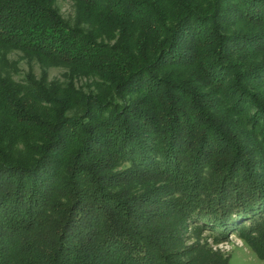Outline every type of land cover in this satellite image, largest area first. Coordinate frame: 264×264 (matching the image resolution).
<instances>
[{"label":"trees","instance_id":"trees-1","mask_svg":"<svg viewBox=\"0 0 264 264\" xmlns=\"http://www.w3.org/2000/svg\"><path fill=\"white\" fill-rule=\"evenodd\" d=\"M73 1L0 0V264L264 259V0Z\"/></svg>","mask_w":264,"mask_h":264},{"label":"rangeland","instance_id":"rangeland-1","mask_svg":"<svg viewBox=\"0 0 264 264\" xmlns=\"http://www.w3.org/2000/svg\"><path fill=\"white\" fill-rule=\"evenodd\" d=\"M57 6L61 14L65 19L72 21L75 17V3L73 0H57ZM19 52H12L10 57L12 59L19 58ZM19 60V70L20 73L17 75V78L20 77V74H26L27 71L31 68L29 62L25 59ZM33 69L40 76L41 67L38 63H33ZM66 69L60 66H54L49 68V78L50 79H60L64 80V73ZM87 80L85 78L79 79L77 84H85ZM166 225H170V222H167ZM185 231L182 229V235L179 245L181 248H184L185 255L188 252L187 248L192 244L200 242L201 244H207L211 246L214 251H219L228 256L231 264H264V259L260 258L245 242V240L237 233H228L225 236H219L216 232L210 230L201 229L195 227L193 224H189ZM184 231V233H183ZM183 246V247H182ZM191 255V254H190ZM186 258H189L186 257Z\"/></svg>","mask_w":264,"mask_h":264}]
</instances>
